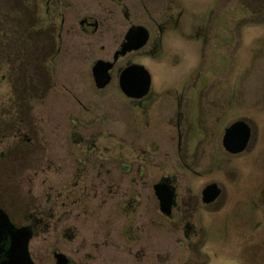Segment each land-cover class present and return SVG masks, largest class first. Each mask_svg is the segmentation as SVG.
Here are the masks:
<instances>
[{"label":"flooded vegetation","instance_id":"flooded-vegetation-1","mask_svg":"<svg viewBox=\"0 0 264 264\" xmlns=\"http://www.w3.org/2000/svg\"><path fill=\"white\" fill-rule=\"evenodd\" d=\"M15 2L20 9L22 20L24 19L25 24L28 25L29 10L36 8L37 3H29L28 0ZM42 3L46 19L45 28L49 29L53 26L54 32L44 34L42 22L38 24L37 20L32 18L29 23L32 29L24 28L25 37L35 38L37 41L30 52L26 49L24 57L27 63L30 62L31 77L24 82L17 69L14 70L12 66L18 59L11 50V43L17 38L11 36L4 12L0 11V35L4 36L3 32L6 34V31H9L10 35L8 49H6L7 45H2L0 42V264H22L21 258H14L11 252L12 238L5 222L15 230L24 228L29 233L27 252L32 264H57V255L64 257L65 264H155L156 236L161 234V231L156 229V220L164 224L168 232L181 228L182 238L177 243L178 246L195 251L189 249L188 245L193 240L200 242L202 240L199 214L215 213L228 200L226 189L220 180L209 181L197 196L189 193L187 184L179 199L175 187L167 179L151 182L149 178H138L131 189L145 186L147 189L142 188L140 191L146 190L150 195L144 196L138 190L136 193L133 191V195L128 196L129 199L117 201L116 210H106L108 182L106 163L102 157L106 150L98 147L100 156L95 159L100 161V172L91 174V170H95L91 156L95 148L88 140L91 136L88 135V139L86 137L87 131L82 130L81 133L74 128L80 120L73 118L70 119L73 129L66 136V143L71 144L70 149L73 148L69 151L73 159V169L69 178L71 189L60 193L58 188L61 183L60 164H63L64 160L61 161L59 156L58 137L53 135L54 139H52L49 131L45 129L42 116L34 112L33 103L42 101L49 91L56 90L52 66L49 63L57 52L56 44L61 39L59 32L65 29L72 37H82L93 42V45L87 44L88 49H86L89 52L90 63L84 90L89 106L113 105L107 103L115 99L126 102L130 109L128 111L145 124L143 129L147 131V139L144 142L134 143L133 148H136L137 152L146 154L149 161L153 159L155 146L148 139L156 138L155 135H151V129L148 128L147 119L151 114L159 115L163 124L169 128L162 130L166 141L168 139L167 144L162 143L171 150V153L178 156V162L187 172L189 170L184 166L188 152L184 123L189 115L195 120H203L208 124L218 123L227 117V124L218 139V148L223 154L224 163L228 164L232 159L244 157L256 144L257 137V127L245 113L248 114L251 107L263 113L264 86L261 87L259 98L237 104L222 98L221 88L215 87L219 83H215L216 21L223 27L225 33L224 21L215 20V0H42ZM200 6H208L209 10L205 13L195 11L189 14V7ZM242 8L247 11L245 14L249 15L245 19L246 22L264 23V0L253 2L249 0ZM142 34L146 37L143 46L125 50L130 43L134 45ZM14 35L18 36L16 32ZM226 40L224 43L222 40L221 45L217 46L228 49ZM97 43H101L98 48ZM177 43L183 45V58L188 65L185 81L180 84L179 90H172L165 85H159L156 89L152 75L145 64L164 65L165 60L162 61V58L169 56ZM189 57L195 59L190 64H188ZM97 62H103L104 66H107L106 72L97 70L94 73L93 68ZM133 66H141L145 69L149 77L148 84L144 85L142 72L138 68H132ZM129 68H132L131 71L125 74L124 72ZM235 93L236 88H233L231 94ZM73 101L82 105L75 96ZM156 105L158 107H155ZM58 110L60 109L57 107ZM113 115L112 120L116 121ZM206 115L209 118H205ZM238 122L248 128L249 138L242 152L232 154L226 150L223 139L226 131ZM81 134L85 138L83 142ZM234 135L242 136V129H237ZM141 145L142 151L139 148ZM196 147L194 150L198 152V148L202 146L198 144ZM135 165L140 177L146 164L137 161ZM261 166L264 191V152ZM120 168L127 172L130 166L125 167L121 164ZM44 174L46 177L48 174L52 175L49 201H41L27 210L24 202L25 184L27 181L33 183L39 176L42 177L43 185L48 184L50 179L45 178ZM11 180L22 196L20 206L12 201L7 192L6 185ZM211 184L217 186L219 194L214 201L204 203L202 191ZM156 185L166 186L172 193V205L168 215L160 211L155 195ZM78 186L83 187L77 189ZM67 194L74 201L71 203L73 204L71 207H74L72 211L83 203L85 207L82 211L86 216L90 215L89 222L92 214L98 217L100 222L84 228L76 225L70 227L68 253L61 252L55 246L49 247L47 252L32 247V241L38 235L59 228L45 224V221L47 218L55 217L60 198L68 202ZM111 198H115V195ZM92 202L100 203L99 211H94ZM239 204L241 203H237ZM188 216L191 220L197 217V220L194 223H187L184 218ZM74 217L76 219L77 215ZM119 217L121 218L119 225H104L105 220ZM242 223L244 230L247 228L251 230L250 222ZM82 229H84L82 232L84 242L81 243L77 241V235ZM159 246H162V243L159 242L157 247Z\"/></svg>","mask_w":264,"mask_h":264},{"label":"rangeland","instance_id":"rangeland-1","mask_svg":"<svg viewBox=\"0 0 264 264\" xmlns=\"http://www.w3.org/2000/svg\"><path fill=\"white\" fill-rule=\"evenodd\" d=\"M15 1L18 0H0V11L4 12L11 36L17 38L11 43V50L16 54L15 58L18 59L12 66L14 70L17 69L24 82L31 77L30 62L27 63L24 57L26 49L30 52L37 41L35 38L25 37L24 28L32 29V25L29 24L31 17L29 14L27 15L28 25L25 24ZM248 1L215 0V20H222L225 25L224 33L223 27L219 26L218 21L215 22V83L219 82L215 87L221 88L222 98L236 104L259 98L261 87L264 86V23L245 21L249 15L245 14L247 11L242 6ZM207 7H189L188 12L189 14L195 11L205 13L209 10ZM45 27L44 34L54 32L53 26H50L49 29ZM62 31L59 32L61 39L56 44L57 48L55 47L57 52L49 63L52 66L56 90L49 91L42 101L33 103L34 112L42 116L45 129L49 131L52 139H54L53 135L58 137L59 156L61 161L64 160V163L60 164L61 183L58 186L60 193L71 189L69 178L73 169V159L69 151H72L73 148L70 149L71 144L66 143V136L73 129L70 119L74 118L77 121L79 119L80 123H76L74 128L81 133L82 130L87 131L86 137L88 139V135L91 136L88 140L95 148L91 154L95 170L92 169L91 174L100 172V161L97 160L100 156L98 147H103L106 150L105 154L100 152L106 163L107 172L108 202L106 210H116L117 201L124 198L129 199L133 195V191L136 193L142 188L147 189L145 186L131 189L134 181L138 178H149L151 182L167 179L175 187L179 199L187 184V189L192 196H197L201 189L213 179L220 180L224 185L228 196L224 206L215 213L199 214L203 233L202 240L201 242L193 240L188 245L189 249L195 251L185 250L178 246L177 243L182 238L181 228L178 227V229L168 232L165 225L155 219L156 229L161 231V234L156 236L157 246L159 242L162 243V246L155 248V264H264V246L261 245L264 244V191L262 190L263 171L261 166V157L264 152V110L261 114V111L251 107L248 110L250 112L245 113L257 127L256 144L244 157L232 159L228 164L224 163L223 154L218 148L219 135L226 126L228 118L225 117L218 123L209 122L208 124V122L195 120L192 116L187 115L184 123V136L188 152L184 159V166L188 168L189 172L178 162V156L171 153V150L162 143L167 144L168 141L164 138L162 130L169 128L163 124L159 115L151 114L147 119L148 128L151 129V135H155L156 138L148 139L155 146L153 159L149 161L146 154L137 152L136 148H133L134 143L144 142L147 139V131L143 129L145 124L128 111L130 109L126 102L115 99L108 101L107 104H113L109 106L97 107L88 104L84 89L90 63L88 57L90 56L86 49H88L87 44L93 45V42L82 37H72L67 34L65 29ZM15 32L18 36L14 35ZM3 34L4 36L0 35V42L2 45H7L6 49H8L9 31H6V34L3 32ZM225 39H227L228 49H224V46L219 48L218 46L221 45L222 40L224 43ZM100 44H96L97 48ZM173 50L169 56L162 58V61L165 60L164 65L145 64L152 75L153 85L156 89L159 85H165L172 90H179L180 84L185 81V71L188 65L185 64L183 58L184 47L177 43ZM194 60V57H189L188 64ZM233 88H236V93L232 95ZM74 96L82 102V105L73 101ZM57 107L60 110L57 111ZM257 108L261 109V107ZM56 114L58 115L56 116ZM112 115L116 121L112 120ZM205 118H209L208 115ZM201 129L204 130L201 131ZM84 140L85 138L81 134V141ZM198 144H201L202 147L198 148L197 152L195 150ZM50 148L52 150L53 146L51 145ZM139 148L142 151V145ZM137 161L146 164L140 177L135 165ZM121 164L125 167L129 165L130 169L125 172L120 168ZM44 177L50 179L46 185L41 183V176L35 178L33 183L27 181L25 184L24 202L27 210L35 207L41 201H49L52 175L48 174L46 177L44 174ZM82 187L78 186L77 189ZM6 189L12 201L20 206L22 196L13 180L7 183ZM140 193L144 196L150 195V192L146 190L140 191ZM112 195H115V198H111ZM66 199H69L68 202H64V199L60 198L55 217L47 218L45 221V224H52L53 227L59 228L56 231L50 229L49 232L38 235L32 241V247H38L39 251L47 252L49 247L55 246L61 252L68 253L70 227L76 225L84 228L88 225H97L100 222V219L94 214L89 222L90 215L86 216L82 211L85 207L83 203L72 211L74 209L71 207L73 205L71 203L74 202L73 198L68 197L67 194ZM239 202L241 204L237 205ZM91 206L95 207L94 211L100 210L99 202H92ZM155 209L157 210L156 202ZM184 220H187V223H194L197 217H193L191 220L188 216ZM119 221H121L120 217L107 219L104 221V225H119ZM244 221L250 222L251 230L250 228L244 230L242 225ZM83 230H80L77 235L80 238H77V241L81 243L84 242Z\"/></svg>","mask_w":264,"mask_h":264},{"label":"water","instance_id":"water-1","mask_svg":"<svg viewBox=\"0 0 264 264\" xmlns=\"http://www.w3.org/2000/svg\"><path fill=\"white\" fill-rule=\"evenodd\" d=\"M146 37L144 34L141 35L140 39L133 45L130 43L129 47L125 50L137 49L143 44H145ZM123 49L122 52L125 51ZM103 62H97L93 68V71L103 70V73L106 72L107 66H104ZM132 68H138L142 72V76L144 79V85L148 84L149 77L145 69L141 66H133ZM132 68H129L124 73L127 74L131 71ZM106 82V81H104ZM242 129V136H235V131L237 129ZM248 128L241 122L233 124L225 133L223 143L227 151L232 154L242 152L247 144L249 135ZM219 190L216 185L211 184L206 186L202 191L203 202L210 203L214 201V199L218 196ZM155 195L159 202L160 211L166 215L169 214L170 208L172 205V193L166 187L162 185H156L155 187ZM8 233L12 238L11 252L14 258H21L22 264H32L29 255L27 252V245L29 242V233L26 229L15 230L8 222H5ZM57 264H65L64 257L61 255H57Z\"/></svg>","mask_w":264,"mask_h":264},{"label":"trees","instance_id":"trees-1","mask_svg":"<svg viewBox=\"0 0 264 264\" xmlns=\"http://www.w3.org/2000/svg\"><path fill=\"white\" fill-rule=\"evenodd\" d=\"M29 3L34 2L37 3L38 6L36 8H31L32 10H29V15L33 20H37L38 24H42L45 27V14H44V8L42 0H28ZM32 6V5H31Z\"/></svg>","mask_w":264,"mask_h":264}]
</instances>
